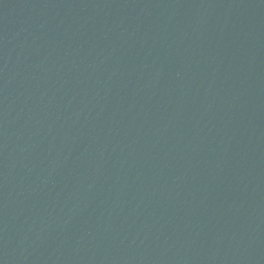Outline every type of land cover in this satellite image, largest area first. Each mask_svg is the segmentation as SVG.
Segmentation results:
<instances>
[{
    "label": "water",
    "instance_id": "95a60500",
    "mask_svg": "<svg viewBox=\"0 0 264 264\" xmlns=\"http://www.w3.org/2000/svg\"><path fill=\"white\" fill-rule=\"evenodd\" d=\"M0 264H264V0H0Z\"/></svg>",
    "mask_w": 264,
    "mask_h": 264
}]
</instances>
